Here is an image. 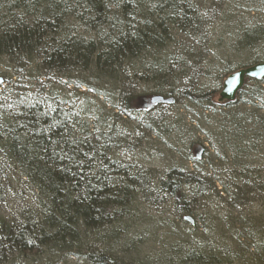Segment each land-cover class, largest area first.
<instances>
[{
    "label": "trees",
    "instance_id": "trees-1",
    "mask_svg": "<svg viewBox=\"0 0 264 264\" xmlns=\"http://www.w3.org/2000/svg\"><path fill=\"white\" fill-rule=\"evenodd\" d=\"M110 4L105 0H0V60L34 57L40 67L50 70L86 73L92 69L99 75L114 76L124 73L125 66L131 69L149 55L152 60L144 65L143 73L152 76H141L150 82H160L157 92L165 95L168 80L188 75L186 64L177 69L178 63L183 62L182 57L166 51V38L173 42V28H180L184 33L192 30L195 34L198 19L190 0H114ZM74 18L84 24L108 25L113 34L99 42L72 38L66 33L65 24ZM97 30L100 37L102 32L99 27ZM251 35L252 32H243L244 37ZM252 43L250 39L248 45ZM187 54L190 58L194 56L189 49ZM246 80L259 90L251 93L250 106L254 109L241 114L233 110L239 104L237 98L243 88L232 102L214 101L215 91L196 94L183 91V96L194 105L206 104L208 109L217 105L234 113L224 117L222 130L239 132H235V141L229 142L227 135L225 141L228 150L243 159L237 165L242 172L226 183L209 181L206 176H196L177 167L158 180L157 189L174 202L177 211L191 213L192 217L184 219L191 228L199 221L193 200L196 196L206 199L214 191L217 196L226 195L234 208L264 203V167L256 169L250 163L249 168L245 164L250 155H259L264 150V131L263 135L256 133L259 124L264 128L261 122L264 117L255 109L260 106L259 110L264 111V95L260 89L264 80ZM172 94V91L167 93ZM160 98L165 101V97ZM28 101L16 103V111L6 108L0 111V194L4 180L9 186L12 183L24 186L40 203L41 212L37 209V214L24 217V223L19 226L0 218V264H6L15 254L42 255L47 247L58 248L66 239L85 245L82 239L86 234L79 230L102 231L122 218L140 193L148 199L151 196V176L113 156L120 147L118 136L89 134L90 124L78 117L85 112L75 114L50 100L46 104L37 99ZM124 108L121 112L124 115L150 110L142 107L140 96L131 94L124 96ZM234 142L244 147H237ZM197 146L192 143L189 148L191 161L196 165L204 160ZM245 219L253 232L250 235L254 242L252 260L264 264V215L254 213ZM231 221L235 223L236 217ZM209 227L208 238L212 237V231H217L213 222ZM211 240L193 243V247L176 252L178 264H231L230 256L224 251L227 243L222 241L218 247ZM83 258L88 264H135L94 251L87 252Z\"/></svg>",
    "mask_w": 264,
    "mask_h": 264
},
{
    "label": "rangeland",
    "instance_id": "rangeland-1",
    "mask_svg": "<svg viewBox=\"0 0 264 264\" xmlns=\"http://www.w3.org/2000/svg\"><path fill=\"white\" fill-rule=\"evenodd\" d=\"M111 1L114 0H105L110 6ZM190 5L198 19L195 34L192 30L184 33L178 27L171 31L173 42L166 38V51L183 59L177 69L181 70L183 63L189 67L188 75L181 74L177 80H168L165 89L174 93L171 96L167 95L168 92L165 95L157 92L160 82L142 78L143 74L144 77L152 76L143 73L144 65L152 60L149 55L137 61L133 68L125 66L124 73L114 76L99 75L92 69L86 73L81 70H50L40 67L34 57H23L19 61L0 60V77L4 80L0 87V111L6 108L13 112L16 103L37 99L41 104L53 101L75 114L85 112L78 117L90 124L89 134L118 136L120 147L116 148L113 156L149 174L152 180L150 199L140 193L134 204L126 208L123 217L112 225L99 232L78 229L81 234H86L82 239L85 245L70 243L66 239L58 248L47 247L42 255H12L6 264H88L83 256L89 251L135 264H178L176 252L193 247V243H207L210 239L218 247L222 241L227 243L224 251L230 256L231 264H258L252 260L254 242L250 235L253 232L248 228L250 225L245 222V217L254 213L264 215L262 201L234 208L226 195L221 199L222 196H217L214 191L211 193L213 196L206 199L196 196L193 200L199 221L196 227L191 228L184 222L185 218L192 217L191 213L177 211L174 202L156 187L158 180L173 167L196 176H206L207 180L214 182L226 183L228 179L238 177L242 170L237 165L243 159L239 155L236 158L225 141V135L229 142L235 141L236 130H222L224 117L234 113L217 105L212 109H208L206 104L194 105L183 96V91L192 94L215 91L216 101L220 99L223 81L230 75L264 63V0H190ZM98 27L102 32L100 37ZM65 28L72 38L85 41L94 39L99 42L106 35L113 34L108 25L84 24L75 18L68 20ZM244 31L252 32V35L244 37ZM250 39L253 40L251 46L248 45ZM188 49L194 56L196 54L195 59L194 56L188 57ZM242 88L244 91L237 98L239 104L233 110L237 114L254 109L250 106L253 101L251 93L259 90L247 80ZM260 89L264 95V85H260ZM127 94L140 96L142 107L150 110L122 114ZM160 96L165 97V101L152 104L151 100ZM168 97L172 100L169 101ZM259 107L255 109L263 119L264 111ZM261 122L264 123V119ZM256 131L263 135L262 124ZM192 143L201 148L202 164L196 165L191 161L189 148ZM234 143L237 147H244ZM260 152L247 158L245 164L249 168L250 163L256 169L264 167V150ZM6 182H2L0 218L19 226L24 223V217L37 214L41 205L24 186L14 183L9 186ZM233 217H236L235 223L231 221ZM211 222L217 231H212V237L208 238Z\"/></svg>",
    "mask_w": 264,
    "mask_h": 264
},
{
    "label": "water",
    "instance_id": "water-1",
    "mask_svg": "<svg viewBox=\"0 0 264 264\" xmlns=\"http://www.w3.org/2000/svg\"><path fill=\"white\" fill-rule=\"evenodd\" d=\"M251 79L255 81L264 80V63L256 64L246 69L240 70L230 75L222 85L220 93V101H234L236 96L241 91L245 80ZM4 84V80L0 77V87ZM163 99L160 97L154 98L152 102H162Z\"/></svg>",
    "mask_w": 264,
    "mask_h": 264
}]
</instances>
